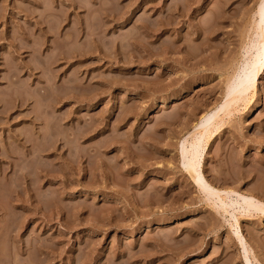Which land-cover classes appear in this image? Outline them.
Returning a JSON list of instances; mask_svg holds the SVG:
<instances>
[{"label":"rangeland","instance_id":"374dc122","mask_svg":"<svg viewBox=\"0 0 264 264\" xmlns=\"http://www.w3.org/2000/svg\"><path fill=\"white\" fill-rule=\"evenodd\" d=\"M261 6L0 0V264H264Z\"/></svg>","mask_w":264,"mask_h":264},{"label":"bare ground","instance_id":"6f19581e","mask_svg":"<svg viewBox=\"0 0 264 264\" xmlns=\"http://www.w3.org/2000/svg\"><path fill=\"white\" fill-rule=\"evenodd\" d=\"M259 12H260L261 18L264 19V7L261 6V8L259 9ZM256 48H257V52L255 54H251L245 60L241 71L239 72V74L236 77L237 80L235 79L236 80L235 81L234 79H232V80H234L233 84L231 83L232 87L233 86H243V89L244 88L246 89L245 94L243 96L235 95V97L236 96L237 97L234 98L233 100H231L234 103H238L239 100L241 101V99H243L244 103H245L244 99L249 102V100L251 99L250 98L251 92H249V91H251V89L252 90L255 89V87H256L255 79H256L257 73L262 69L263 64H264V28L261 32V39L259 40V44L257 45ZM234 82H235V84H234ZM231 85H230V88H231ZM229 91H227L228 92L227 94H229ZM253 95H255V93ZM229 112H231V110ZM209 123H211V122H209ZM218 124H219V122H218ZM207 128H209V127H207ZM214 130H215V128H214ZM211 132H212L211 127H210V130L205 128L204 132L201 133L200 136H198V137L195 136L193 138V140L191 141L190 145H191L192 152H191V150H189V152H191V157L188 158V161H187L188 162L187 164L191 168H193V169L198 168V166H199V163H198L199 150L202 149L203 143L208 141L207 139L210 137ZM255 200L257 201L258 204L260 203V201H258L257 199H255ZM260 204H263V203L261 202Z\"/></svg>","mask_w":264,"mask_h":264}]
</instances>
